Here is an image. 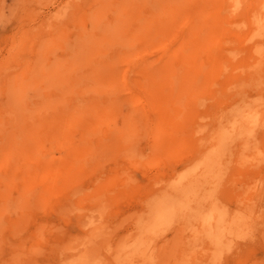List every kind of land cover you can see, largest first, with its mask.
Masks as SVG:
<instances>
[{"label":"bare ground","instance_id":"6f19581e","mask_svg":"<svg viewBox=\"0 0 264 264\" xmlns=\"http://www.w3.org/2000/svg\"><path fill=\"white\" fill-rule=\"evenodd\" d=\"M86 12L141 20L150 45L117 59L94 49L68 71L0 67V264H245V243L264 244L247 212L264 205V0H200L188 33L178 6L163 25L133 1ZM129 202L140 209L124 236L94 219L62 229L63 209Z\"/></svg>","mask_w":264,"mask_h":264},{"label":"rangeland","instance_id":"374dc122","mask_svg":"<svg viewBox=\"0 0 264 264\" xmlns=\"http://www.w3.org/2000/svg\"><path fill=\"white\" fill-rule=\"evenodd\" d=\"M128 1H133L145 16L153 20L160 16L159 20L157 19V25L165 24L168 13L178 6L181 16H179L177 27L181 28L188 23L189 28L185 26L187 33L189 30L194 32L197 30L194 24L198 19L196 9L200 0H0V67L9 66V69L4 71V74L9 77L18 74L25 63L32 62L40 65L56 63L68 71L72 65L84 62L88 52L90 59L99 57L100 54L94 49L105 48L107 59H117L124 53L131 56L141 53L151 41L150 38L137 40L135 37L136 28L141 20L125 14L119 15L118 18L113 15L100 17V19H97L98 16L90 19L87 17L88 7L108 10L114 7L121 8ZM161 38L162 36L157 37L156 40L159 41ZM190 38L191 48L194 49L196 46L193 36L190 35ZM181 43V38L170 42L168 52L180 47ZM145 57L153 60L160 57V54ZM5 102H7L6 97L0 96V104ZM142 148L146 150L144 145ZM112 168L113 163L107 161L99 168L98 174L107 176ZM236 175L233 173L230 178V174H226V178L234 181ZM144 178V176L140 177L142 180H145ZM224 183L226 184L225 180ZM237 191H242V187ZM236 205L225 207L229 211L242 209V206H239L240 203ZM139 209L137 202L99 208V211L74 206L70 210L63 209L64 213L69 211L72 216L66 225H62V229L78 232L80 231L78 224L82 220L94 219L96 222H105L107 234L118 238L130 231V225L126 219ZM247 212L256 217L260 223L259 227H264L261 224L264 221V205L253 206ZM11 216L15 217L14 212ZM45 220L50 225H58L59 213L51 212L45 216ZM245 245L246 249L255 251L252 259L251 255L248 256L245 253V264H252L251 261L264 264V244L247 241Z\"/></svg>","mask_w":264,"mask_h":264}]
</instances>
